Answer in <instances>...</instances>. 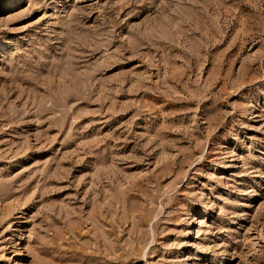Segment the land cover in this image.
<instances>
[{"label": "rangeland", "instance_id": "obj_1", "mask_svg": "<svg viewBox=\"0 0 264 264\" xmlns=\"http://www.w3.org/2000/svg\"><path fill=\"white\" fill-rule=\"evenodd\" d=\"M0 264H264V0H0Z\"/></svg>", "mask_w": 264, "mask_h": 264}]
</instances>
